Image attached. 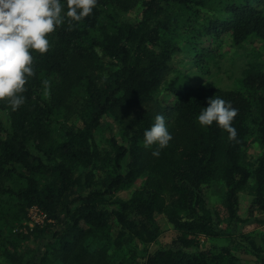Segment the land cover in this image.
<instances>
[{"label":"trees","instance_id":"trees-1","mask_svg":"<svg viewBox=\"0 0 264 264\" xmlns=\"http://www.w3.org/2000/svg\"><path fill=\"white\" fill-rule=\"evenodd\" d=\"M49 39L25 103L0 101V264H236L203 241L243 222L241 192L264 209V0H98ZM254 39L232 83L211 79ZM215 96L238 109L235 140L197 121ZM157 115L164 149L143 143ZM31 206L43 224H25ZM160 218L173 237L151 250Z\"/></svg>","mask_w":264,"mask_h":264},{"label":"clouds","instance_id":"clouds-1","mask_svg":"<svg viewBox=\"0 0 264 264\" xmlns=\"http://www.w3.org/2000/svg\"><path fill=\"white\" fill-rule=\"evenodd\" d=\"M98 0H0V101L11 110H18L26 101L23 93L29 78L35 75L33 53L45 54L50 48L49 35L65 21L80 22L93 13ZM45 85L48 81H44ZM197 121L202 127L215 124L235 140L237 130L233 120L238 114L230 101L215 96L209 98ZM172 135L166 119L157 115L144 131V146H168ZM154 151V156H159Z\"/></svg>","mask_w":264,"mask_h":264},{"label":"rangeland","instance_id":"rangeland-1","mask_svg":"<svg viewBox=\"0 0 264 264\" xmlns=\"http://www.w3.org/2000/svg\"><path fill=\"white\" fill-rule=\"evenodd\" d=\"M228 43V40L225 39ZM253 43L246 44L244 48H239L237 50L230 49L229 54L231 59L234 58V61H223L220 63V68L216 69L212 67V77L211 79L218 82L221 85H227L232 83L236 77L239 76L240 70L244 66L245 53L247 49H251L253 45L257 47L261 46V42L253 40ZM222 67V68H221ZM205 79V77H204ZM248 154L254 158L260 153V146L258 142H251ZM219 185H214L212 189L209 190L210 201L215 204L218 211L221 213L222 208L218 203L220 190L218 189ZM128 192H122L119 195L121 197H126ZM239 217L243 221L233 222L230 225L231 232H224L223 236L207 240L203 242L206 246L209 244H216L218 246L228 245L234 251V254L238 257L236 264H260L257 261L256 255L250 250L251 243L264 246V209L253 208L251 207L252 197L247 192H241L239 194ZM160 223L164 229L163 234L158 239L157 243L152 244L150 249H155L158 245H169L171 243L173 234L172 230L165 221L160 218ZM210 241V242H209ZM141 250V246H139ZM140 253V251H139Z\"/></svg>","mask_w":264,"mask_h":264},{"label":"built area","instance_id":"built-area-1","mask_svg":"<svg viewBox=\"0 0 264 264\" xmlns=\"http://www.w3.org/2000/svg\"><path fill=\"white\" fill-rule=\"evenodd\" d=\"M28 220L25 224L29 227H33L35 224H43L45 222V215L39 210L37 206H31L28 209Z\"/></svg>","mask_w":264,"mask_h":264}]
</instances>
